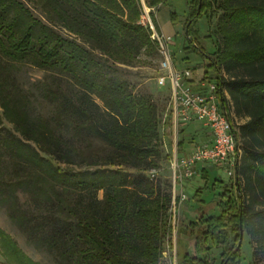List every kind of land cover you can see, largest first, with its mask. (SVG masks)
<instances>
[{
  "label": "trees",
  "instance_id": "1",
  "mask_svg": "<svg viewBox=\"0 0 264 264\" xmlns=\"http://www.w3.org/2000/svg\"><path fill=\"white\" fill-rule=\"evenodd\" d=\"M167 2L0 0V210L49 264H163L171 196L145 174L161 159L157 108L133 90L124 68L142 55L159 57L138 21L143 7ZM189 7V49L217 74L219 106L240 153L230 187L211 183L221 190L217 214L198 210L183 225L186 251L178 257L176 240L174 258L214 264V244L219 264H239V227L252 255L264 254V0H191ZM214 11L217 42L209 57L191 25ZM24 68L42 76L22 81ZM201 179L207 188L208 175ZM201 197L202 189L194 190L192 199L205 205ZM0 258L41 264L1 229Z\"/></svg>",
  "mask_w": 264,
  "mask_h": 264
},
{
  "label": "rangeland",
  "instance_id": "2",
  "mask_svg": "<svg viewBox=\"0 0 264 264\" xmlns=\"http://www.w3.org/2000/svg\"><path fill=\"white\" fill-rule=\"evenodd\" d=\"M191 0H168V2L160 7L158 10H150L143 7L139 21L141 22V17L148 12V16L155 28V30L160 33L156 26V19L158 24L162 26L164 35L172 38L170 43V52L173 58L174 65H178L181 68H188L194 71L196 74H202L203 71H209L212 75L213 69L209 68V62L204 60V58L198 53L191 51L189 49V43L185 36V22L189 16V3ZM29 8L30 13L42 21L44 24H48L44 16L39 10L34 8L31 4H26ZM174 12L176 15L175 21L171 22L169 17L170 12ZM151 15V16H150ZM217 11H214L210 17L205 14L201 16L191 25V28L196 33L199 44L206 52L209 57H212L213 51L216 48V22H217ZM153 19V20H152ZM141 25V24H140ZM142 26V25H141ZM54 29L64 37H70V35L63 29L55 26ZM159 57L152 59L149 56L142 55L139 58L138 63L129 68H124V74L129 79L130 85L135 92L144 93L152 98L157 108V121H158V131L160 134V148H161V159L157 164V168L145 173L147 178L153 182L154 185H159L161 191L171 196V206L169 208L167 219L171 229L170 241L166 238L162 241V251H163V264H176L174 258L175 255V241L177 242V253L178 257L181 258L186 251V237L183 234V225L188 221H193L197 217L198 210L206 212L208 215H216L217 210L214 209V196L216 193L220 192V187L212 190L211 183L213 179L221 180L225 188L230 187L233 183V177L229 178L226 176L224 170L217 169L214 174H211L208 180L207 188L204 187V181L199 177L190 180H184L180 185L174 179V173L172 165L174 159L177 158L176 151V139L174 141V133L169 117V99H170V86L166 83L164 87H159L156 82V78L161 74L158 71ZM215 73V72H214ZM199 75V77H200ZM42 76L41 72L35 71L31 68H24L22 73V81H29V79H38ZM168 104V107H167ZM236 123V121L234 120ZM3 125L10 129L11 127L3 121ZM177 140H180V130L177 131ZM202 135H190L191 139L200 137ZM176 138V137H175ZM238 153L240 151L238 150ZM195 182V186L190 185V181ZM187 184V185H186ZM197 188L202 189L201 199L205 202V205H200L192 199L194 190ZM181 194L186 196V200L178 203L174 206V201L178 199ZM98 197L102 198V192L97 194ZM0 229L6 232L14 239L21 250L27 254L34 261L40 262L41 264H49L47 260L41 256V254L33 251L26 243L21 234L10 224L6 218L3 211L0 210ZM192 242L189 243L191 247ZM189 247L190 252L192 249ZM210 254L209 259L214 261V264H219V256L221 250L214 244H209ZM253 246L249 243V238L244 232L242 234V239L239 245V264H264V254L252 255ZM0 264L3 261L0 258Z\"/></svg>",
  "mask_w": 264,
  "mask_h": 264
},
{
  "label": "built area",
  "instance_id": "3",
  "mask_svg": "<svg viewBox=\"0 0 264 264\" xmlns=\"http://www.w3.org/2000/svg\"><path fill=\"white\" fill-rule=\"evenodd\" d=\"M140 24L149 31V38L156 45L159 55L158 71L161 74L156 78L157 85L164 87L169 83L170 86L168 108L174 141L178 142L177 131L196 122L208 129L212 138L209 145L195 146L189 155L174 159L172 169L175 181L181 185L184 180L192 179L197 175L196 166L205 164L224 170L226 176L232 178L238 145L232 125L219 106L217 74L212 72L211 75L206 70L199 77L188 68H177L170 52L172 38L155 30L146 11ZM185 200L186 196L180 193L178 205ZM174 206H177L175 201Z\"/></svg>",
  "mask_w": 264,
  "mask_h": 264
},
{
  "label": "crops",
  "instance_id": "4",
  "mask_svg": "<svg viewBox=\"0 0 264 264\" xmlns=\"http://www.w3.org/2000/svg\"><path fill=\"white\" fill-rule=\"evenodd\" d=\"M159 22H157L156 19V26L157 29L160 33H163V28L162 26H160V24H158ZM177 68H181L180 66H178L177 64L175 65ZM194 90H198L197 88H194ZM202 135L200 137H196L194 139L190 138V135ZM181 140H183V145H182V150L181 153L177 156V158H182L184 156H187L191 153V151L193 150L192 148H194L195 146H204V145H209L212 141L211 135H210V131L208 129H205L201 123H192L189 124L188 126L184 127L182 129V134L180 137ZM180 141V140H179ZM217 168L213 165L210 164H205V165H197L196 166V173L197 175L194 176L195 178L199 177V179L201 178V176L206 173V175L210 176L211 174H214ZM190 185H196L195 182L192 180V182H189ZM187 185V184H186ZM200 189V188H197ZM196 189V190H197Z\"/></svg>",
  "mask_w": 264,
  "mask_h": 264
},
{
  "label": "water",
  "instance_id": "5",
  "mask_svg": "<svg viewBox=\"0 0 264 264\" xmlns=\"http://www.w3.org/2000/svg\"><path fill=\"white\" fill-rule=\"evenodd\" d=\"M242 231V229H241V227H239V245H240V242H241V239H242V234H243V232H241ZM239 245H237V246H239Z\"/></svg>",
  "mask_w": 264,
  "mask_h": 264
}]
</instances>
